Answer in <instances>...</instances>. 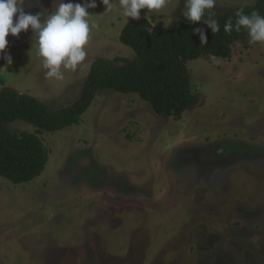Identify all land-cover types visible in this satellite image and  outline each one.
I'll return each instance as SVG.
<instances>
[{
	"label": "rangeland",
	"instance_id": "1",
	"mask_svg": "<svg viewBox=\"0 0 264 264\" xmlns=\"http://www.w3.org/2000/svg\"><path fill=\"white\" fill-rule=\"evenodd\" d=\"M181 1L140 16L172 26ZM256 1L217 0L214 11ZM58 3L25 0L24 8L50 12ZM104 10L99 2L88 10L98 27L82 64L61 68L63 80L45 75L31 27L9 34L13 63L0 59V90L59 108L78 98L95 59H133L119 40L131 18ZM230 46V57L186 62L200 99L179 119L137 94L102 89L79 123L42 131L41 174L17 184L0 176V264H264V44L243 37ZM9 128L35 131L22 120Z\"/></svg>",
	"mask_w": 264,
	"mask_h": 264
},
{
	"label": "trees",
	"instance_id": "2",
	"mask_svg": "<svg viewBox=\"0 0 264 264\" xmlns=\"http://www.w3.org/2000/svg\"><path fill=\"white\" fill-rule=\"evenodd\" d=\"M185 0L179 8L181 17L172 26L158 23L155 27L143 16L129 19L119 33V40L132 49L134 58L123 59L120 65L110 59L92 61L80 94L71 104L53 108L35 97L12 88L0 90V176L12 183H24L41 174L48 159L49 149L39 134L53 132L79 123L81 114L102 90L134 93L150 104L153 111L166 117L179 119L199 102L191 91L186 62L202 55L230 57L232 41L248 37L242 29L225 32L224 24L232 18L235 24L237 10L245 14L253 10L264 15V0L253 5L237 6L215 12L220 31L213 33L203 21L192 23L183 15ZM201 28L207 38L202 44ZM22 120L32 124L35 131H13L9 123Z\"/></svg>",
	"mask_w": 264,
	"mask_h": 264
},
{
	"label": "clouds",
	"instance_id": "3",
	"mask_svg": "<svg viewBox=\"0 0 264 264\" xmlns=\"http://www.w3.org/2000/svg\"><path fill=\"white\" fill-rule=\"evenodd\" d=\"M98 2L105 6L104 12L119 9L127 19H140L141 9L159 12L167 7L170 0H118V4L117 0H59L54 10L49 12L42 9L35 14L25 11V0H0V59L5 60L7 65L13 63L11 55L5 52L9 45L7 37L9 34L17 37L31 27L37 55L42 58L43 67L47 69L45 75L63 80L61 68L75 71L87 56L85 46L90 39L91 29L98 27L95 24L90 25L91 14L88 10L97 8ZM216 2L217 0H185L182 15L192 23L203 21L213 33H218L220 25L214 18ZM235 16V24L232 18L225 22V32L231 33L233 29L240 32L244 29L247 31L249 43L264 44V15L256 10L245 14L241 7ZM193 31L199 33L202 44L207 42L203 29L197 27Z\"/></svg>",
	"mask_w": 264,
	"mask_h": 264
}]
</instances>
